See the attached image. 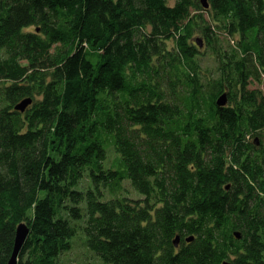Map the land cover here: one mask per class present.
<instances>
[{
    "label": "trees",
    "instance_id": "16d2710c",
    "mask_svg": "<svg viewBox=\"0 0 264 264\" xmlns=\"http://www.w3.org/2000/svg\"><path fill=\"white\" fill-rule=\"evenodd\" d=\"M208 3L0 0V264H264V0Z\"/></svg>",
    "mask_w": 264,
    "mask_h": 264
},
{
    "label": "rangeland",
    "instance_id": "374dc122",
    "mask_svg": "<svg viewBox=\"0 0 264 264\" xmlns=\"http://www.w3.org/2000/svg\"><path fill=\"white\" fill-rule=\"evenodd\" d=\"M198 37L203 39V35L198 34ZM230 43V45L232 44L230 41H228ZM226 44V43H224ZM227 45V44H226ZM203 47V48H202ZM202 50L205 49V45L204 43H202L201 46ZM203 67H207L208 70L210 67L213 66V59L211 55H204V57L202 58V62H201ZM211 71V70H209ZM261 80H252V77L249 78V80L251 81L249 83V88H259V89H263L264 87V80L262 79L264 77V73L262 72L261 74ZM109 155L110 157L113 156L112 150L111 148L109 149ZM108 162H106L107 165ZM110 164V163H108ZM88 180H84L83 181V186H87L88 185ZM123 186L125 188V193H128V195H130V197H134V198H138L140 197L139 194L136 193V191L131 187V185H129V182L127 180H125L123 182ZM26 241V240H25ZM189 242V241H188ZM96 262L98 261V257L96 255L93 254L92 251H90L84 241V237L81 234H78L77 236H74L73 238H71V248L66 251L63 252L62 255L60 256V262L61 264H85L86 262Z\"/></svg>",
    "mask_w": 264,
    "mask_h": 264
},
{
    "label": "water",
    "instance_id": "95a60500",
    "mask_svg": "<svg viewBox=\"0 0 264 264\" xmlns=\"http://www.w3.org/2000/svg\"><path fill=\"white\" fill-rule=\"evenodd\" d=\"M201 3H202V6L204 8H208L209 6V3H208V0H200ZM197 43L199 46H202V39L201 38H197ZM227 102V96H226V92L222 93L219 97H217L216 99V104L218 106H225ZM32 103V98L31 97H26V98H23L21 101H19L15 106L14 108L18 111H24L30 104ZM256 143H258V140L256 138ZM28 232H29V229H28V226L25 222H21L17 225V228H16V235H15V240H14V245H13V248H12V252H11V255H10V258L8 260V263L7 264H17V260H18V254L20 252V249L22 248V246L24 245L25 243V240L27 238V235H28ZM235 235L236 237H240L239 236V233L238 232H235ZM193 236H189V237H186L185 240L186 241H191L193 240ZM179 236L176 235L174 240H173V244L174 246H178L179 244ZM222 264H232L230 261H224Z\"/></svg>",
    "mask_w": 264,
    "mask_h": 264
},
{
    "label": "flooded vegetation",
    "instance_id": "af4514ba",
    "mask_svg": "<svg viewBox=\"0 0 264 264\" xmlns=\"http://www.w3.org/2000/svg\"><path fill=\"white\" fill-rule=\"evenodd\" d=\"M179 245V244H178Z\"/></svg>",
    "mask_w": 264,
    "mask_h": 264
}]
</instances>
